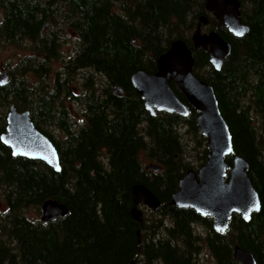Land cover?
<instances>
[{"label":"trees","instance_id":"obj_1","mask_svg":"<svg viewBox=\"0 0 264 264\" xmlns=\"http://www.w3.org/2000/svg\"><path fill=\"white\" fill-rule=\"evenodd\" d=\"M252 3L251 8L243 3L242 18L250 27L245 36L218 28L233 47L218 71L191 36L203 15L211 19L209 29L218 26L206 0H0V41L28 40L35 54L12 67L9 82L0 86V188L8 207L0 219V264H202L203 246L215 264H241L234 257L237 245L264 264V0ZM63 19L78 33L79 47L51 81L61 43L58 31L49 29ZM176 39L193 49L195 73L213 86L235 154L250 163L249 176L262 200L249 222L235 215L224 233L214 230L210 217L171 204L180 179L193 168L185 160L183 124L187 133L207 140L199 134L198 111L191 107L186 118L152 115L131 81L139 69L156 72L158 58ZM79 72L83 92L77 95L73 81ZM32 74L39 78L37 86L29 81ZM96 75L103 77L101 88ZM171 87L187 102L174 82ZM68 98L82 104L81 120L73 118ZM13 103L30 110L36 127L54 142L62 171L14 156L2 142ZM51 127L65 137L56 139ZM144 153L161 171L145 168ZM202 154L206 160L208 149ZM227 162L232 166L233 155ZM136 184L159 197L161 218L144 217L140 223L133 217ZM48 199L65 204L69 213L49 224L27 215L30 207L41 213Z\"/></svg>","mask_w":264,"mask_h":264},{"label":"water","instance_id":"obj_2","mask_svg":"<svg viewBox=\"0 0 264 264\" xmlns=\"http://www.w3.org/2000/svg\"><path fill=\"white\" fill-rule=\"evenodd\" d=\"M241 8L240 0H206V9L218 20L219 26L226 27L236 37H243L250 31L249 25L242 19ZM208 23L206 15L200 17L192 41L194 47L209 52L210 62L219 71L233 47L217 30L203 33L202 28ZM157 63L156 72L149 73L145 69H139L131 76L132 84L144 100L146 109L152 115L168 112L188 117L191 107H194L199 113L197 126L207 137L206 161L198 171L191 168L184 174L179 181L178 190L172 196L171 204L181 209H193L203 217H212L216 232H226L235 215L249 222L253 213L261 211V196L249 176L250 163L245 157L235 154L233 135L213 86L194 72L193 49L185 40L176 39L158 58ZM8 82L9 74L3 68L0 86ZM171 82L184 93L187 102L177 95ZM114 91L118 95L123 93L120 87H116ZM7 123V130L1 135V140L12 149L14 156L39 160L57 172L62 171L61 156L56 145L36 127L30 110L19 111L12 104ZM230 155H233L232 166L227 162ZM146 168L158 172L162 166L152 162ZM133 195L132 215L140 223L144 220L141 205L152 211H157L162 206L159 197L144 184H136ZM68 213V207L56 199H48L42 205V221L45 224ZM234 257L241 264H257L254 253L238 245L234 248ZM135 263L136 260L131 264Z\"/></svg>","mask_w":264,"mask_h":264},{"label":"rangeland","instance_id":"obj_3","mask_svg":"<svg viewBox=\"0 0 264 264\" xmlns=\"http://www.w3.org/2000/svg\"><path fill=\"white\" fill-rule=\"evenodd\" d=\"M0 19H1V13H0ZM50 26V25H49ZM48 26V27H49ZM211 26L203 27V32L210 31ZM49 31H58L59 37H60V43H61V56L59 60H55L52 62V76L51 81L53 80V74L56 70L62 69L65 62L69 61L71 57H73L76 54V51L79 47V35L77 32L73 33V29L68 24V20H60L57 25L50 26ZM195 29L191 31V36ZM35 55L33 52V42H30L28 40H18L16 42L12 41H0V74H2V68H6V70L9 72L12 67H18L21 66L23 61L30 56ZM10 75V74H9ZM78 76L73 81V88L76 89L75 93L77 95L82 94L83 90L81 88L82 81V72H79L77 74ZM11 78V75H10ZM96 78L98 80V87H102V76L96 75ZM29 81L34 84L33 86H37L39 83V78L37 76H34L32 74L29 76ZM247 103L250 102V96L246 99ZM67 104L70 105V108L72 110V116L75 119L81 120L83 117V106L81 103L78 102V100H75L74 98H68ZM10 110V106H9ZM8 110V111H9ZM253 116H255V112H253ZM50 130L53 132L54 136L58 140H62L65 135L58 130L56 127H51ZM184 138H183V144L185 145V160L187 163H190L194 169H199L200 165L203 164L205 160H202V152L207 148V140H201V136L198 135L197 137L193 134L187 133V126L183 124L181 128ZM199 134L200 131H199ZM202 135V134H201ZM105 160H106V153L103 154ZM143 162L144 166L149 164L150 162H156L150 158H148L147 154H143ZM3 190L0 188V219L2 216L8 211V207L5 204V200L2 196ZM141 210H143L144 215L149 220H155L159 219L162 216L160 213L153 212L146 206H141ZM27 215L34 219H40L42 218V208L41 213L39 211V208L36 207H30L26 210ZM149 220L147 222H149ZM150 223V222H149ZM166 223H169L167 220ZM194 228L196 231H201L206 234V229L202 227L200 224H195ZM199 260L202 264H215V260L213 256L210 254L209 249L206 246H203L201 248L200 254H199ZM138 264H141L139 262Z\"/></svg>","mask_w":264,"mask_h":264},{"label":"flooded vegetation","instance_id":"obj_4","mask_svg":"<svg viewBox=\"0 0 264 264\" xmlns=\"http://www.w3.org/2000/svg\"><path fill=\"white\" fill-rule=\"evenodd\" d=\"M241 3H242V9H243V3L247 5L248 8H251L253 6V3H252V0H240ZM241 16H242V10H241ZM208 17V16H207ZM214 17V16H213ZM209 18V17H208ZM215 18V17H214ZM216 19V18H215ZM243 19V18H242ZM217 23H218V20L216 19ZM208 26H212V23H211V19L209 18V23H208ZM221 26H218L215 27L214 29H211V30H218V28H220ZM75 33V32H73ZM135 264H138V262H136Z\"/></svg>","mask_w":264,"mask_h":264},{"label":"snow or ice","instance_id":"obj_5","mask_svg":"<svg viewBox=\"0 0 264 264\" xmlns=\"http://www.w3.org/2000/svg\"><path fill=\"white\" fill-rule=\"evenodd\" d=\"M238 34H242V33H238Z\"/></svg>","mask_w":264,"mask_h":264}]
</instances>
